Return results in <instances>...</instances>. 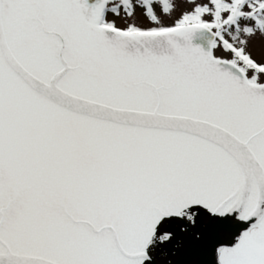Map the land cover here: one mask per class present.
I'll return each mask as SVG.
<instances>
[{
  "label": "snow or ice",
  "instance_id": "snow-or-ice-1",
  "mask_svg": "<svg viewBox=\"0 0 264 264\" xmlns=\"http://www.w3.org/2000/svg\"><path fill=\"white\" fill-rule=\"evenodd\" d=\"M0 264H264V0H0Z\"/></svg>",
  "mask_w": 264,
  "mask_h": 264
}]
</instances>
